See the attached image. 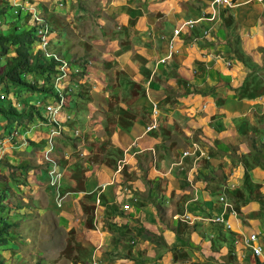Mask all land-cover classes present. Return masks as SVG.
<instances>
[{
  "label": "crops",
  "instance_id": "crops-1",
  "mask_svg": "<svg viewBox=\"0 0 264 264\" xmlns=\"http://www.w3.org/2000/svg\"><path fill=\"white\" fill-rule=\"evenodd\" d=\"M210 1L0 0V5L12 3L18 15L27 17L23 21L26 27L32 26L30 20L36 14L50 23V47L72 63L71 78L82 90L75 101L76 111L68 107L55 114L60 121L65 113L78 116L73 126L80 130V137L75 146L56 137L52 150L59 161L56 170L62 192L54 212L69 232L66 245L71 250V264H264V242L259 256L243 243V237L252 231L264 235V228L255 219L244 225L234 211L214 201L210 191L219 178L206 180L209 170L215 176L217 166L208 160L230 155L227 148L241 142L244 133L252 134L249 97L225 95L224 88H215L226 83L213 77L208 92L195 91L199 95L193 107L201 112L190 113L184 106L189 97L172 93L175 89L166 80L173 70L171 59L166 64L158 62L169 46L163 38L166 33L174 38L177 60L190 55L180 37L192 29L182 25L210 12ZM257 8L261 10L260 4ZM256 25L253 33L263 43L255 44L264 46V30ZM77 69L81 73L76 74ZM67 72L50 81V86L70 90ZM121 73L129 79L130 89H125V83L120 85ZM211 91H215L213 99L207 95ZM40 95L46 105L55 99ZM178 111L189 116L183 119V129ZM30 119L34 125L25 128L28 133L15 127L16 134H11L15 140L4 138L3 142L14 150L11 145L24 139L16 148L24 153L31 150L29 157L39 159L38 163L42 162L38 141L53 128L52 118L48 122ZM194 133L210 158L202 151L192 156L189 151L178 153L174 158L158 147L176 136L181 139V134L186 139ZM24 153L19 154L23 157ZM23 159L12 161L26 162ZM50 170L45 173L40 167L35 172L42 183L49 180V188L53 185ZM238 170L243 173L241 164ZM261 173V179L254 178V182L264 199V169ZM215 217L223 221H212Z\"/></svg>",
  "mask_w": 264,
  "mask_h": 264
},
{
  "label": "rangeland",
  "instance_id": "rangeland-1",
  "mask_svg": "<svg viewBox=\"0 0 264 264\" xmlns=\"http://www.w3.org/2000/svg\"><path fill=\"white\" fill-rule=\"evenodd\" d=\"M227 1L229 3L213 5L210 1L212 8H209L210 12L207 11L203 14L200 20H188L192 22L190 27L192 30L189 31V35L180 38L183 39L182 42L185 45L187 44L190 55L181 57L180 61L176 59L178 55L173 46L174 38L166 33V37L163 36V38L169 42V46L158 62L159 64H166L168 59H171L173 70L168 72L166 80L175 89V92L170 90L172 93L179 97L185 95L189 97L184 106L189 108L187 111L190 113L193 110L197 113L201 112L193 107V101L199 95L195 91L208 92L213 77H219L226 83L223 87L215 88L216 90L224 88L225 92L223 93L225 95L236 94L239 98L249 97L248 114L253 122L252 134L244 133L241 142L225 150V152H231L232 155L230 153V155L226 154V156L208 160L209 164L217 162L214 177L210 176V170L205 173H207L206 180L208 182L216 177L219 178V180L213 181L214 190L210 191L214 201L223 203L226 208L234 211L242 219L244 225L251 219H255L258 225L264 228V199L263 195L257 192V184L254 182V178L261 179L263 175L261 172L264 169V46L259 47L255 44L263 42L256 40L257 34L253 33L256 24L262 26L264 30V0ZM257 4H260L261 10H258ZM14 8L12 3L0 5V26L10 27L11 30L14 25L19 30L27 29L28 27L24 26L23 22L27 17L18 15ZM195 10L197 9L195 8ZM48 31L51 33L50 29ZM31 35L30 40L33 39ZM166 45L167 43H165ZM47 46L50 51L53 50L50 43ZM179 47L181 52V46ZM38 48L40 45L31 43L29 51H37ZM12 51L13 47L8 51L7 56L14 55V51ZM61 58L69 64V59L65 58L63 54H61ZM183 59L184 62H182ZM4 60L5 56L1 58L0 66ZM184 67L189 69L187 73ZM75 73L78 74L81 71L77 69ZM73 74V70L69 68L67 75L71 80L72 88L70 90L50 86V81L53 82L55 78L63 76V73L58 75L52 73L48 78L49 80L44 74L31 73L24 76L28 82L34 83L35 86L43 85L57 93L58 97L54 100L60 101L61 105L56 107L52 113L46 111V104L41 101L42 96L40 94L42 93H30L24 88L1 84L0 97H2L4 105H8L11 99H15L17 101L15 106L21 112L38 103L39 112L45 114L46 117H40L35 112L32 115L33 119L48 122V117H51L50 123L52 125L56 126L57 122L64 126H62L61 133L56 136L59 137V141L69 142L75 146L76 140L80 137V130H75L73 126L76 125L75 121L78 116L72 117L65 113L62 114L63 117L60 118L62 119L60 121L54 115L60 114L68 107L72 111H76L75 101L81 96L82 90L71 78ZM155 79L157 78L153 77V80ZM119 82L121 86H124L125 83V89H130V86L128 87L129 79L126 76L124 79L123 73L119 75ZM166 92L169 93L167 90ZM214 92H209L208 97L213 99ZM203 99L204 103L207 104V99L205 100L204 96ZM32 116L23 118L20 122L16 121L17 123L13 121L12 125H8L9 128L11 127L10 131L6 125V120L0 117V161H2L0 162V192L4 193L3 199L9 206L1 214L7 215L8 222L15 223V226L9 229L6 234L0 236V242L5 244L0 250V261L6 260L12 264H71L73 263L71 250L66 245V236L69 232L59 222V215L54 212L55 209L58 210L62 195L61 185H58V176L56 177L54 174L60 175V173L57 170L52 172V164L59 163L52 151L55 147L56 137L53 139L54 147L52 149L47 144L48 134L47 137L38 141L41 144L39 157L42 162H38L40 164L36 162L39 159L29 157L31 150L24 153L25 150L16 148L19 144L25 143L24 139L11 145V147L15 146L14 150H8L7 141L5 144L3 142L5 139L15 140L12 135L16 134V128L23 127V132L28 133L25 132V128L34 125V121L31 123L30 119ZM188 117L182 111H178L177 118H180V129H183L185 121L183 119ZM181 136V139L176 136L169 142L159 143L160 151H167L174 158H177L178 153L185 154L187 151L190 152V156L197 155L202 151L204 157H209L210 153L201 147L196 133L187 136V138L197 142L199 146L186 141L187 138L184 139L183 134ZM44 142L46 143L44 144ZM58 149L61 160L63 153L59 146ZM20 152L24 153L23 157L20 156ZM15 157L21 160L26 158V162L15 163L12 161ZM48 163L50 167H48ZM239 164L244 170L243 173L238 170ZM40 167L45 173H48L51 168L50 181L53 184L51 188L48 186L49 180L47 184H44L35 173ZM203 167L206 168L208 165L205 163ZM258 167H261V170ZM40 173L44 177L43 173ZM221 175H224L222 176L223 179H221ZM5 189L7 192L4 191ZM50 198L51 200H49Z\"/></svg>",
  "mask_w": 264,
  "mask_h": 264
},
{
  "label": "trees",
  "instance_id": "trees-1",
  "mask_svg": "<svg viewBox=\"0 0 264 264\" xmlns=\"http://www.w3.org/2000/svg\"><path fill=\"white\" fill-rule=\"evenodd\" d=\"M32 22L35 21L32 20ZM10 30V27L0 26V60L5 56V60L0 66V87L1 84L3 86L12 85L24 88L30 93H46V95L57 97V93L52 89L46 88L43 85L35 86L34 83L28 82L24 78L26 74L36 73L46 75L47 80H49L48 78L50 74L57 71L55 69V66L57 65L56 61L54 59L44 58L39 51H29L30 44L36 43L40 40L38 37H32L33 39L30 40L32 30H19L18 27H13V29ZM10 46L11 48L13 47L14 55L7 56L8 51L11 49ZM220 82L222 83L223 81L220 80ZM213 87H215V85ZM10 94L12 93L10 92ZM15 102L17 101L15 100ZM9 104L4 105V101L2 97H0V117L6 120L7 126L12 125L13 121L20 122L23 118L30 117L35 112L38 116H41L38 110V105H31L29 109L21 112L18 111L14 103L9 101ZM10 129L11 127L9 128V131ZM3 197L4 193L0 192V236L6 234L9 229L15 226V223L8 222L7 217L1 214L9 207L8 203L2 200ZM4 245V243L0 242V250H2ZM0 264L12 263L6 260H1Z\"/></svg>",
  "mask_w": 264,
  "mask_h": 264
},
{
  "label": "built area",
  "instance_id": "built-area-1",
  "mask_svg": "<svg viewBox=\"0 0 264 264\" xmlns=\"http://www.w3.org/2000/svg\"><path fill=\"white\" fill-rule=\"evenodd\" d=\"M223 4V3H229L227 0H212V5L213 4ZM35 19V34L37 36L41 37L40 40V48L43 51L44 55L46 57L52 56L56 61L60 62V66L58 67L61 71L62 70H66L68 68V64L67 62L61 58L60 54L54 53V54H50L49 52H47L46 50V45L48 43V39L46 38L47 35V31H48V26L47 23L42 21L41 18H39L38 16H34ZM187 25V26H192V22L190 21H186L183 23L182 26ZM180 31L179 29H175L174 30V34H178ZM61 102L58 101L56 104L54 105H47L46 110L49 112H54L56 107H60ZM149 129L151 128L148 127ZM62 127L60 125L54 126L48 134V139H47V144L50 147V149H52L54 147V143H53V139L54 137H56L58 134L61 133ZM53 165V173L55 172V167H56V163L52 164ZM55 176L57 177L59 174L54 173ZM222 199V198H220ZM212 221L215 222H221L223 221V219L221 217H215L212 219ZM263 242H264V235L259 232V231H252L248 234H246L243 237V243L250 249V251L253 253V255L255 256H259L262 253L263 250Z\"/></svg>",
  "mask_w": 264,
  "mask_h": 264
},
{
  "label": "clouds",
  "instance_id": "clouds-1",
  "mask_svg": "<svg viewBox=\"0 0 264 264\" xmlns=\"http://www.w3.org/2000/svg\"><path fill=\"white\" fill-rule=\"evenodd\" d=\"M59 5H62V3H59ZM16 13H17V11H15ZM34 16H38L39 18H41L42 19V21H44V22H46V23H48L47 21H45L40 15H38V14H36V15H34ZM34 16H32L33 17V19H31L30 21H32V20H34L35 21V19H34ZM32 26H27L28 28L27 29H25V30H28V29H30V30H32L31 31V36L32 37H38L40 40H41V37L40 36H37L36 34H35V27H34V25H35V22H33V24H31ZM16 25H14V27H15ZM47 26H48V29H50V26L47 24ZM34 34V35H33ZM51 33L49 32V31H47V35H46V38L48 39V43H50V41H51V38L49 37V35H50ZM40 40L38 41V42H36V43H34V45H40L39 43H40ZM47 43V44H48ZM46 50H47V52H49L50 54H54V53H57V54H60L61 55V53L60 52H58V51H54V50H52V51H50V49L48 48V46L46 45ZM37 51H39V52H41V54H42V56L44 57V58H46V59H54L52 56H49V57H46L45 55H44V53H43V51L41 50V48H38L37 49ZM32 52H36V51H32ZM55 60V59H54ZM56 61V60H55ZM67 62V61H66ZM56 63H57V65L55 66V69L57 70L56 72H54V74H60V73H62V72H66V71H68L69 70V68L70 69H72L73 70V67H72V63L69 61V64H68V68L64 71V70H60L58 67L60 66V62H58V61H56ZM55 87L56 88H59L58 86H57V84L55 85ZM46 95V94H45ZM58 97V96H57ZM56 98V97H55ZM55 100H53V102L51 103V104H49V105H54V104H56L57 102L55 101ZM35 105H38V104H35ZM39 106V105H38ZM47 106V105H46ZM46 106H45V109H46ZM47 111V110H46ZM48 113H52V112H49V111H47ZM55 115V114H54ZM56 124L57 125H60L61 127H62V125L60 124V123H57L56 122ZM56 125V126H57ZM53 127H54V125H53ZM48 134H49V132H48ZM58 165L56 164V167H57ZM56 167H55V170H56ZM60 176L58 175V180L60 181V178H59Z\"/></svg>",
  "mask_w": 264,
  "mask_h": 264
},
{
  "label": "bare ground",
  "instance_id": "bare-ground-1",
  "mask_svg": "<svg viewBox=\"0 0 264 264\" xmlns=\"http://www.w3.org/2000/svg\"><path fill=\"white\" fill-rule=\"evenodd\" d=\"M154 111H155V110H154ZM152 126H153V125H152ZM152 126H151V127H152ZM148 127H150V126H148ZM148 127H147V129H149ZM59 176H60V175H59Z\"/></svg>",
  "mask_w": 264,
  "mask_h": 264
}]
</instances>
